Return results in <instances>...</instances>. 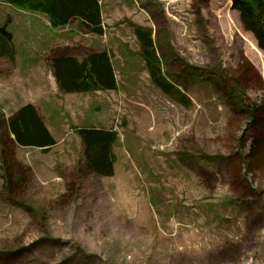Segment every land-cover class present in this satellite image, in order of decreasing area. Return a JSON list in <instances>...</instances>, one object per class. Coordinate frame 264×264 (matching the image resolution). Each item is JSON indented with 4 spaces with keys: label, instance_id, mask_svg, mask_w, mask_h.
Listing matches in <instances>:
<instances>
[{
    "label": "rangeland",
    "instance_id": "374dc122",
    "mask_svg": "<svg viewBox=\"0 0 264 264\" xmlns=\"http://www.w3.org/2000/svg\"><path fill=\"white\" fill-rule=\"evenodd\" d=\"M136 2L104 3L103 38L74 23L76 32L58 33L45 16L0 3L14 42L44 48L31 51L32 64L42 54L49 62V45L82 44L109 52L120 82L92 98L52 86L65 109L48 115L60 136L90 123L115 130L113 177L75 167L81 141L54 182L34 171L31 155L3 161L0 143V264H264V109L250 118L255 104L264 108V50L229 0ZM136 30L152 36L162 75L180 80L190 108L153 84Z\"/></svg>",
    "mask_w": 264,
    "mask_h": 264
},
{
    "label": "trees",
    "instance_id": "16d2710c",
    "mask_svg": "<svg viewBox=\"0 0 264 264\" xmlns=\"http://www.w3.org/2000/svg\"><path fill=\"white\" fill-rule=\"evenodd\" d=\"M22 9L40 13L47 17L54 28L65 27L78 22L79 28L85 34L102 36L105 26L102 17L101 0H0ZM232 10L240 14L245 29L251 32L259 49L264 50V0H230ZM140 43L141 54L150 72L153 84L166 95L176 98L185 107L192 106L191 100L182 93L184 87L180 80L173 82L162 75L161 61L152 36L140 30L135 31ZM13 35L6 26L0 28V56H8L12 50L10 44ZM51 68L60 91L65 93H86L97 90H116L115 69L107 51L96 52L83 61L77 59L54 60ZM237 85V84H236ZM240 91L239 87H235ZM242 102V99H241ZM261 106L255 104L250 111L252 121L258 120ZM79 135L83 146L84 169L99 176H113L115 156L113 148L117 142V133L112 130L97 128H72ZM9 130L14 136L0 138L2 160H12L16 163V143L49 150L55 144L46 125L37 115L32 106L21 110L9 122ZM258 147V146H257ZM260 147V146H259ZM258 147V148H259ZM262 147V144H261ZM13 169V168H12ZM30 172V168H26ZM8 183V171L5 170Z\"/></svg>",
    "mask_w": 264,
    "mask_h": 264
},
{
    "label": "crops",
    "instance_id": "0c3cea01",
    "mask_svg": "<svg viewBox=\"0 0 264 264\" xmlns=\"http://www.w3.org/2000/svg\"><path fill=\"white\" fill-rule=\"evenodd\" d=\"M107 2L108 0H102L103 10L105 9L104 3L106 5ZM235 15L236 17H238L237 13H235ZM104 22L107 26L105 20ZM73 25L75 27L76 23H74ZM76 29H78V25L76 26ZM109 29L110 28H108L107 26V30ZM68 31L76 32L75 29H68ZM79 34L81 35L80 32ZM35 47L36 44L34 43L14 44L12 47V49L14 50V53H12V56H14V60H9L7 57L0 58V71L2 72L1 76L6 82L5 89L8 92L5 97L2 98L0 96V110L1 113L4 114L1 118V120L3 121V125L1 127H5L7 134H9L10 132L8 128V122L13 118L14 115L18 114L21 110L27 108L28 106H32L35 109L37 115L41 117L50 135L54 139L55 144L49 147V150H44L43 148L37 147L21 146L18 144L16 146V157L20 161L25 163V161L23 160L24 154L33 156L32 160L34 163L29 165H33L32 167L34 171L37 172V174L48 177L52 182H54L58 179L56 177L57 166L62 168L65 172H69L68 165L71 163V160H66L65 153H68L71 150L79 152L81 149V144L79 143V141L81 140H78L79 136L75 134L73 130L70 134V137L66 135L60 136L58 129L55 127V125H57V123H55V120L51 121L50 123L52 124L53 128L49 126V116H52L54 114L60 115V113L65 109V104L61 103L62 96L60 97L59 95H61V93L65 95L76 94L86 95L88 98H92L95 97L94 95H96L97 92L93 91L86 93H64L60 91L56 82L54 80H51L50 78V75H52L53 72L51 71V69L49 71V67H51L50 64L51 62L53 63L54 60L74 58L78 61H83L85 58L97 51L89 50L88 48H85L87 46H84L82 44H66L65 46H59V50L57 52H54L52 55H49L46 52L47 57L49 56L48 63L47 59L42 54L39 55L40 58L42 57V62L38 63L37 65H33L31 61L33 60L34 54H32L31 51L35 50ZM52 49H54V46L50 45L48 51ZM8 61L10 63H8ZM263 71L264 66H262L260 70V73L262 75ZM52 86H54L55 88L57 86V91L60 92L59 95H55L53 98H51ZM91 106L92 101H90L89 104L87 103L86 107L91 108ZM84 128L103 127H97L96 125H93V123H90ZM71 139H73V143H71ZM61 153H64L62 155L63 158L57 157ZM39 154L43 156L44 159L38 158L37 155ZM76 159L78 160L79 157L77 156ZM77 160L74 162L72 158V162L74 163L75 167H80L82 170H85L83 166L84 164L80 163L78 165ZM114 172L115 175L117 172L116 163L114 164Z\"/></svg>",
    "mask_w": 264,
    "mask_h": 264
}]
</instances>
